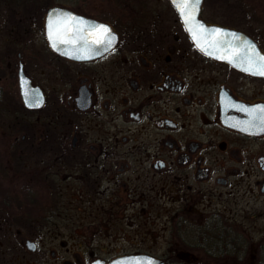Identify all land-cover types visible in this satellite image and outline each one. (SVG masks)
<instances>
[{"label": "flooded vegetation", "instance_id": "flooded-vegetation-1", "mask_svg": "<svg viewBox=\"0 0 264 264\" xmlns=\"http://www.w3.org/2000/svg\"><path fill=\"white\" fill-rule=\"evenodd\" d=\"M4 1L0 112L25 128L11 148L36 156L18 159L20 188L0 180V264H213L245 254L252 217L264 215V75L242 53L250 43L264 54V0H203L200 18L240 33L232 60L198 46L172 0ZM53 6L88 21L71 30L79 55L51 45ZM96 24L111 28L110 44L96 43ZM63 196L103 228L160 220L164 249L133 236L114 252L73 249L59 233Z\"/></svg>", "mask_w": 264, "mask_h": 264}, {"label": "rangeland", "instance_id": "rangeland-1", "mask_svg": "<svg viewBox=\"0 0 264 264\" xmlns=\"http://www.w3.org/2000/svg\"><path fill=\"white\" fill-rule=\"evenodd\" d=\"M50 1V3L53 2V0ZM4 3V0H0V21H4L9 15ZM69 3L71 5V1ZM26 16L30 18L29 16L31 15L29 14ZM24 20L27 21L26 18ZM11 122H13L11 120V116L9 114L7 115L6 112L0 115V180H4L1 182H5L6 187L20 188L22 183L21 174L24 170L18 159L20 160L22 155L29 157L36 155L29 153L32 150L29 151L11 148L10 141L15 140L16 137L20 140L22 133L25 132V128L20 125L21 122H19V120H17L18 123L15 122L13 125H10L12 127H8ZM22 152L25 153L22 154ZM31 163L33 162L31 161ZM59 198L61 202L59 218L64 224H62L63 226L59 228V233L70 239L71 247L75 250L83 251L88 247L94 248L99 252H114L120 248L122 239L130 236L153 240L156 238L155 249L158 251L163 250L165 247L162 243L164 242L163 238L168 235V229L164 227L165 225L163 223H159L160 220H158L156 225L140 227L139 229H137V227H131L127 224H121V226H116L114 229H112V227L103 228L98 223L100 217L97 218L94 216L86 218L85 215L77 213V208L75 207L76 203L73 202L72 197L63 196ZM261 203L262 202L258 200L255 204L261 206ZM124 213L125 212L121 210L120 214L124 215ZM81 216H84L85 218L82 220ZM70 217L71 224L68 222ZM75 221L78 222V224H74ZM179 232V229H171V236L178 237L180 236ZM249 233L250 240L245 254H239V257L232 255L220 257L216 259L213 264H264V215L260 218L252 217ZM184 235L192 238L196 237L198 234L197 230L194 228H186V230H184ZM81 243H83V245H80ZM186 247L185 248L192 253L203 252L202 250H199L196 245L187 244ZM5 248V245H0V253L4 252Z\"/></svg>", "mask_w": 264, "mask_h": 264}, {"label": "snow or ice", "instance_id": "snow-or-ice-1", "mask_svg": "<svg viewBox=\"0 0 264 264\" xmlns=\"http://www.w3.org/2000/svg\"><path fill=\"white\" fill-rule=\"evenodd\" d=\"M178 7L180 8L181 13L185 21L188 23L189 29L192 31V36L194 39L197 38V31L201 34L204 33L205 29L207 28L202 22L195 20L194 11L200 3V0H175ZM195 20V24L193 21ZM49 26V35L55 37L61 36L64 32L69 30L78 31L82 30L85 27H88V21L85 20L83 17H77L74 13H64L59 12L54 14L52 17L49 18L48 21ZM94 33H97L103 36V39L97 40L96 43L100 44H110L111 40L109 37H113V33L111 28L106 24H96L92 26L91 29ZM213 32L217 34H222L223 36H227L229 30L223 28H216L213 27ZM235 37V33L232 34ZM203 47V44L200 45ZM246 63L249 65L247 68L248 71L258 72L260 75H264V54H257L255 46L246 43L244 52ZM222 59H232L231 56L225 57L221 56ZM235 62V61H233ZM260 109H264V105L259 106ZM261 121H264V115L260 117ZM139 264V262H138ZM146 264H154V261L149 258L146 261Z\"/></svg>", "mask_w": 264, "mask_h": 264}, {"label": "water", "instance_id": "water-1", "mask_svg": "<svg viewBox=\"0 0 264 264\" xmlns=\"http://www.w3.org/2000/svg\"><path fill=\"white\" fill-rule=\"evenodd\" d=\"M172 1L176 5V7H177L178 11L180 12L182 18L184 19L183 14L181 13L180 8L178 7L177 3L175 2V0H172ZM202 3H203V0H200L199 5L197 6V8L194 11V16H195V20L202 22L204 25L207 26V28L205 29L203 34H201L199 31H197V38L194 39L195 42L198 44V46L203 44V47H201V46L200 47L212 55L219 56V57H221V56H225V57L231 56L232 57V54L235 53L236 50L231 49L230 46L238 44L237 41L240 38V33L238 31L231 29V28L216 26V25H208L205 22V20L200 18ZM59 12L71 13V9H69L68 7H64V6H53L49 9L48 14H47V35H48L49 41H50L51 45L58 52H60L64 55H67L70 57H71V55H79L80 53H78L77 51H71V30L64 32L59 37H55V35H53V36L49 35V26H48L49 18L52 17L54 14L59 13ZM195 20L193 21V24H195ZM184 21H185V19H184ZM185 23L189 29L188 23L186 21H185ZM213 27L223 28V29L229 30L228 35L223 36L222 34H217V33L213 32L212 31ZM189 32L192 36V31L190 29H189ZM233 33H235V37H233V35H232ZM232 59H227V60H232ZM147 260L148 259L142 258V259H139V262H144L146 264ZM151 260L157 264H159V262L161 264L163 263L161 260H159L155 257H151ZM97 262L102 263V264L105 263V261H103V260H97ZM113 263H115V262H113Z\"/></svg>", "mask_w": 264, "mask_h": 264}]
</instances>
